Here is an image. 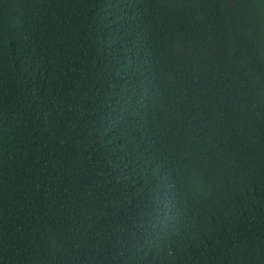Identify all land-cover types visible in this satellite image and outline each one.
Segmentation results:
<instances>
[{"label": "trees", "instance_id": "16d2710c", "mask_svg": "<svg viewBox=\"0 0 264 264\" xmlns=\"http://www.w3.org/2000/svg\"><path fill=\"white\" fill-rule=\"evenodd\" d=\"M0 264H264V0H0Z\"/></svg>", "mask_w": 264, "mask_h": 264}]
</instances>
